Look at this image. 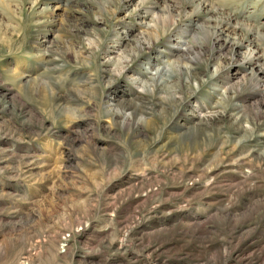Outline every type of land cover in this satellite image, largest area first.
<instances>
[{"label": "rangeland", "instance_id": "rangeland-1", "mask_svg": "<svg viewBox=\"0 0 264 264\" xmlns=\"http://www.w3.org/2000/svg\"><path fill=\"white\" fill-rule=\"evenodd\" d=\"M61 1L18 0L11 26L0 16V264H264L255 35L230 27L214 42L200 18L167 40L185 15L146 0L160 43L184 48L155 85L146 57L160 53L132 58L152 33L135 0ZM225 4L264 30V0ZM216 101L228 116L208 120Z\"/></svg>", "mask_w": 264, "mask_h": 264}, {"label": "bare ground", "instance_id": "bare-ground-1", "mask_svg": "<svg viewBox=\"0 0 264 264\" xmlns=\"http://www.w3.org/2000/svg\"><path fill=\"white\" fill-rule=\"evenodd\" d=\"M125 1H127V4H128L134 0H125ZM135 1L136 2L134 4L133 12H134V15L137 16L141 20V21H138V24L143 25L146 28H150V29L152 28L151 29L152 33L150 36L143 37L141 41H139L138 44L136 43V47H135L136 51L133 54L132 58L137 60L141 56H145L144 54L146 51L150 52L151 50L156 51L158 54L160 53L161 56L158 59L155 57H152V59L149 56L146 57L147 59L146 64L149 65L148 67L149 71L146 72V76L149 75L150 76L149 79L152 82H154L155 85H162L163 83L165 84L164 81H169L170 78L174 79L176 74L179 73L178 71L180 70L178 69L177 64L175 63L174 60H171V59L176 54V51L181 50V49L183 50L184 48L182 47L175 48V46H177L176 44L167 45L165 43L164 44L160 43L159 40H161V38L159 39L157 36L156 25H155L156 23L154 22L155 21L158 22L157 20H160L161 16L158 14L152 13L153 6L152 5L146 6L145 5L146 0H135ZM61 2H63V5L65 6L69 5L68 0H63ZM18 5H19L18 0H0V16L6 19L5 25L11 26V24L13 23L8 12L11 7H13V12H15V9H18ZM44 10L45 8H42L39 13L41 14V12ZM223 11H225V15L222 16ZM165 12H167L168 15H171L173 12L184 14L185 21H187L186 23L182 24L184 27H182L180 24V27L177 28L172 35H169L167 40L173 39L174 34L176 35L177 38L184 37V36L187 37L191 32V29L189 27L192 26V24L190 23L194 20L202 18L205 22V26L204 25L198 26L199 32L209 34L210 36L209 38L212 39L214 42H219L222 32L229 30L230 27L241 28L245 31L249 30L248 31L249 33H252L255 35L253 38L249 40L250 41L248 44L249 47H252L251 45H254L256 49L257 48L262 49V50L264 49V30L258 31L256 29L253 32L252 30L250 31V28L248 25L244 24L243 22L237 21L235 19L236 17L234 18L232 11H226L225 0H169L168 6ZM149 16L151 18L152 23L146 22L144 20ZM89 22L91 23L89 19L82 17L78 19V22H76L75 23L76 25L74 26H77L80 28L81 26H84L86 23H89ZM210 27H211V30H208ZM183 42H186V40L184 39ZM161 47H164V48L161 49ZM246 60H247L246 64L249 65V68L251 69V71L264 73V59L261 57V55L255 56V55H252L251 53L247 56ZM260 61H263V63L260 64L259 63ZM45 62L47 64H56L57 61L50 57V58H45ZM255 66H258L257 69L255 68ZM191 69L193 70L192 67ZM188 71L189 70H187V72ZM215 71L212 74H214ZM192 76L193 75H190V77ZM194 76L196 79L198 75L194 72ZM207 92L209 94V97L216 96V95H220V99H224L226 97L225 96L226 90L224 89V86L220 84H211V87H209V90ZM220 107H221V103L219 101L214 102L211 105V108L214 110L211 111V115H209L208 116L209 118L207 119L208 120L210 119L219 120V119H224L225 117H227L228 116L227 109L221 108V110H217V108L219 109ZM204 120H206V118Z\"/></svg>", "mask_w": 264, "mask_h": 264}]
</instances>
